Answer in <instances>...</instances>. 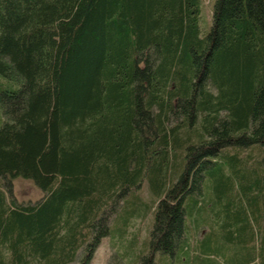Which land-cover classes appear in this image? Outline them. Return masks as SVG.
<instances>
[{"label":"trees","instance_id":"1","mask_svg":"<svg viewBox=\"0 0 264 264\" xmlns=\"http://www.w3.org/2000/svg\"><path fill=\"white\" fill-rule=\"evenodd\" d=\"M200 11L201 0H0V264H89L103 237L123 239L150 211L128 264H187L208 171L204 213L222 200L228 239L248 238L251 216L262 239L237 264H264V0H214L203 33ZM249 147L253 171L238 155ZM218 158L230 173L209 170ZM17 177L43 195L17 201Z\"/></svg>","mask_w":264,"mask_h":264},{"label":"rangeland","instance_id":"2","mask_svg":"<svg viewBox=\"0 0 264 264\" xmlns=\"http://www.w3.org/2000/svg\"><path fill=\"white\" fill-rule=\"evenodd\" d=\"M214 0H201V11H200V27L202 33L209 27L211 22L212 15V6ZM257 149L249 147L243 149L241 153H238L240 158L248 156L249 159L246 162L247 169L253 171L254 166L259 161L261 155H255ZM230 153H234V149L229 150ZM250 161V162H249ZM225 163V165H224ZM249 163V164H248ZM217 169H222L226 173H230V168L228 167L226 161L218 160L211 164L209 170L214 172ZM210 172L206 173V180L203 187V196L199 198V204L201 210H197L194 213L192 218V225L194 227V232L192 231L190 236H188L185 243V253H183L185 258H188L189 263L187 264H237L242 260L246 262L247 248L255 247L258 245V241L262 239L263 229L257 228L254 220L250 216V227L249 236L241 234L237 237V233L234 231V237L228 239L226 232L223 230L224 226V217L220 216V209L222 208V200L215 201V209L218 211V214L215 212H209L207 215L204 213L207 210L206 207L212 205V199L210 197L215 196L213 190V180L210 176ZM234 188L233 191L238 190V182L233 177ZM13 193L17 201L26 202L34 201L40 198L43 193L35 185L32 179L17 177L13 179ZM140 196L144 200L150 198V190L147 182L142 181L140 188ZM231 193V194H232ZM251 214V213H250ZM252 215V214H251ZM153 222V213L150 211L144 217L132 218L129 222L130 226L128 227V232L123 239H119L115 234L106 235L102 238L101 243L95 250L93 258L89 264H128L130 263V256L125 255V250L127 248L128 242H131L132 239L136 240L137 246L141 247L142 243L147 240L149 230ZM198 227V231H195V228ZM112 234V233H111ZM253 252V251H252ZM256 254L257 251L254 250ZM166 257L156 252L155 260H163ZM134 260V258L132 259ZM188 260L186 262H188ZM76 264V263H74ZM186 264V263H184ZM247 264V263H246Z\"/></svg>","mask_w":264,"mask_h":264}]
</instances>
